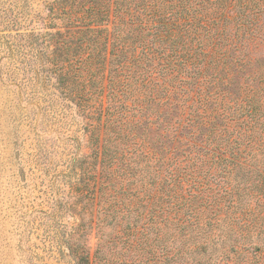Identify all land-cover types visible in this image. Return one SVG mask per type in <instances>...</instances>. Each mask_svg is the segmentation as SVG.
I'll list each match as a JSON object with an SVG mask.
<instances>
[{
	"label": "trees",
	"instance_id": "trees-1",
	"mask_svg": "<svg viewBox=\"0 0 264 264\" xmlns=\"http://www.w3.org/2000/svg\"><path fill=\"white\" fill-rule=\"evenodd\" d=\"M59 5L55 72L94 144L79 264H110L113 231L127 264H264V0Z\"/></svg>",
	"mask_w": 264,
	"mask_h": 264
},
{
	"label": "rangeland",
	"instance_id": "rangeland-1",
	"mask_svg": "<svg viewBox=\"0 0 264 264\" xmlns=\"http://www.w3.org/2000/svg\"><path fill=\"white\" fill-rule=\"evenodd\" d=\"M61 1L0 0V264L96 258L79 168L94 146L91 130L55 72ZM116 233L110 264H127L128 244Z\"/></svg>",
	"mask_w": 264,
	"mask_h": 264
}]
</instances>
